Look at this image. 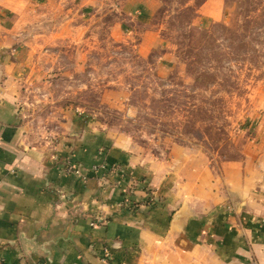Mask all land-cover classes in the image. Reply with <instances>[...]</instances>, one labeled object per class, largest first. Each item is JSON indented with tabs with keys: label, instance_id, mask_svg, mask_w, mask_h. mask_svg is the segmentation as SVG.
<instances>
[{
	"label": "crops",
	"instance_id": "0c3cea01",
	"mask_svg": "<svg viewBox=\"0 0 264 264\" xmlns=\"http://www.w3.org/2000/svg\"><path fill=\"white\" fill-rule=\"evenodd\" d=\"M142 3L123 22L146 25ZM220 7L206 0L199 18ZM14 25L0 22V264H264V117L216 166L149 159L74 116L46 137L19 112L32 51Z\"/></svg>",
	"mask_w": 264,
	"mask_h": 264
},
{
	"label": "rangeland",
	"instance_id": "374dc122",
	"mask_svg": "<svg viewBox=\"0 0 264 264\" xmlns=\"http://www.w3.org/2000/svg\"><path fill=\"white\" fill-rule=\"evenodd\" d=\"M129 1L0 0L32 51L17 96L31 131L74 116L149 159L236 158L264 117V0H221L215 22L206 0H141L146 25L123 22Z\"/></svg>",
	"mask_w": 264,
	"mask_h": 264
},
{
	"label": "built area",
	"instance_id": "2783aa9c",
	"mask_svg": "<svg viewBox=\"0 0 264 264\" xmlns=\"http://www.w3.org/2000/svg\"><path fill=\"white\" fill-rule=\"evenodd\" d=\"M65 169H66V171L69 172V173L71 172V173H76V174H78V170L75 169L71 164L68 165V163H66V165H65ZM113 170H115V168H113Z\"/></svg>",
	"mask_w": 264,
	"mask_h": 264
},
{
	"label": "water",
	"instance_id": "95a60500",
	"mask_svg": "<svg viewBox=\"0 0 264 264\" xmlns=\"http://www.w3.org/2000/svg\"><path fill=\"white\" fill-rule=\"evenodd\" d=\"M176 216H179V217H181V216H182V214H181V213H177V214H175V216H174V220L176 219Z\"/></svg>",
	"mask_w": 264,
	"mask_h": 264
}]
</instances>
